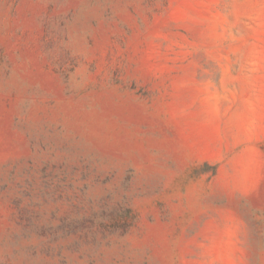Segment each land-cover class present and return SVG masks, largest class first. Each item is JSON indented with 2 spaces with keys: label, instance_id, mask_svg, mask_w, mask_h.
<instances>
[{
  "label": "rangeland",
  "instance_id": "1",
  "mask_svg": "<svg viewBox=\"0 0 264 264\" xmlns=\"http://www.w3.org/2000/svg\"><path fill=\"white\" fill-rule=\"evenodd\" d=\"M0 264H264V0H0Z\"/></svg>",
  "mask_w": 264,
  "mask_h": 264
}]
</instances>
